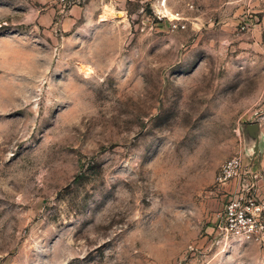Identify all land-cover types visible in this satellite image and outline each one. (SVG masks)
<instances>
[{
  "label": "rangeland",
  "instance_id": "374dc122",
  "mask_svg": "<svg viewBox=\"0 0 264 264\" xmlns=\"http://www.w3.org/2000/svg\"><path fill=\"white\" fill-rule=\"evenodd\" d=\"M235 157L264 202V0H0V264H264Z\"/></svg>",
  "mask_w": 264,
  "mask_h": 264
},
{
  "label": "built area",
  "instance_id": "2783aa9c",
  "mask_svg": "<svg viewBox=\"0 0 264 264\" xmlns=\"http://www.w3.org/2000/svg\"><path fill=\"white\" fill-rule=\"evenodd\" d=\"M254 178L257 176L252 175V169L240 157L222 166L218 186L234 182L238 189L218 214L213 233L216 244L224 248L254 245L264 254V202L257 194Z\"/></svg>",
  "mask_w": 264,
  "mask_h": 264
},
{
  "label": "water",
  "instance_id": "95a60500",
  "mask_svg": "<svg viewBox=\"0 0 264 264\" xmlns=\"http://www.w3.org/2000/svg\"><path fill=\"white\" fill-rule=\"evenodd\" d=\"M248 134H249V137H250L253 141H255V143H256L257 146H258V144H259V135H258L257 131H255V129H253L252 127H249V128H248ZM256 150H257V149H256Z\"/></svg>",
  "mask_w": 264,
  "mask_h": 264
}]
</instances>
